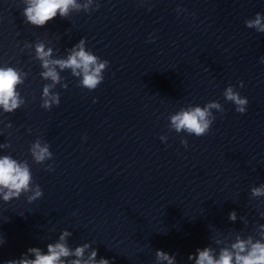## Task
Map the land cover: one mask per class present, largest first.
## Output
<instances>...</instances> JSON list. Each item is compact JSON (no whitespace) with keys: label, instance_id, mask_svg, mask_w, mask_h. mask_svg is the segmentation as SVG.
Wrapping results in <instances>:
<instances>
[{"label":"water","instance_id":"1","mask_svg":"<svg viewBox=\"0 0 264 264\" xmlns=\"http://www.w3.org/2000/svg\"><path fill=\"white\" fill-rule=\"evenodd\" d=\"M97 2L89 14L70 10L33 28L23 22V0H0V65L29 74L18 89L24 106L0 112V144L11 145L0 156L27 160L43 191L31 204L0 201V264L31 247L46 251L64 230L70 248L89 243L111 264H156L157 250L191 264L196 249L216 247L214 237L254 235L264 225V197H250L264 183V33L244 21L264 15V0ZM81 38L109 61L103 83L88 92L70 70L60 72L67 88L57 84L59 106L44 111L48 82L25 44L43 42L52 58H66ZM229 85L247 98L245 114L225 103ZM213 101L224 114L213 111L208 135L168 130L170 114ZM37 138L50 146L52 172L32 163Z\"/></svg>","mask_w":264,"mask_h":264},{"label":"clouds","instance_id":"2","mask_svg":"<svg viewBox=\"0 0 264 264\" xmlns=\"http://www.w3.org/2000/svg\"><path fill=\"white\" fill-rule=\"evenodd\" d=\"M23 3L25 5L22 12L23 22L33 28H43L57 16L67 19L70 10L89 14L98 10L100 6L98 2L94 4V0H83L82 3L78 0H23ZM176 11L179 14L184 10L177 8ZM244 24L248 29L264 33V15L260 13L255 14L252 19H246ZM148 42H154V38ZM32 47H34L33 58L39 62L41 68L40 78L48 82L42 87L40 97V107L44 111L51 110L53 106H59V94L54 91L57 84L63 89L67 88L60 72L70 70L71 76L78 79L77 86L88 92L96 90L104 81V72L109 67V61L101 60L91 50H86L84 38L70 49H66V58H52L53 49L46 48L43 42H36L34 45L25 44V48ZM259 62L264 64V56L260 57ZM28 75L18 68L6 64L0 65V112L12 114L24 106L25 99L18 89L24 85ZM238 87H243L242 82L238 84ZM222 96L225 103L230 102L234 106L236 113L240 115L246 113L248 100L242 97L233 86L226 87ZM213 111L221 116L224 114L223 106L215 101L206 103L203 107L192 105L182 107L169 115L168 130L196 138L206 136L216 119ZM7 127L11 128L12 125L8 124ZM159 139L165 143L167 136L162 135ZM180 144L185 149L188 147V142L184 138H181ZM10 147L8 143L0 144V151ZM29 155L33 164L43 165V170L46 172L54 171L53 164L45 163L53 160L48 143L37 138L29 146ZM21 196L25 197L26 203L31 204L43 196V191L33 182L31 167L27 160H17L11 155H2L0 156V201L8 204ZM250 197L253 199L264 197V183L258 187H252ZM73 215L76 213L74 212ZM260 217L264 219V213H261ZM228 220L233 223L237 220L235 211L228 214ZM240 220L246 225L243 217H240ZM254 233L245 238H242L240 233L233 234L231 237H214L215 248L212 246L198 248L195 254L189 255L187 259L191 264H264V225L256 227ZM71 236V232L64 230L59 234L56 242L46 245V251L31 247L19 259L9 260L6 264H111L103 257L98 259L97 250L89 243L76 246L74 249L70 248L67 241ZM3 243L4 240H0V245ZM155 262L156 264H164V262L176 264L175 254L170 256L166 252L157 250Z\"/></svg>","mask_w":264,"mask_h":264}]
</instances>
